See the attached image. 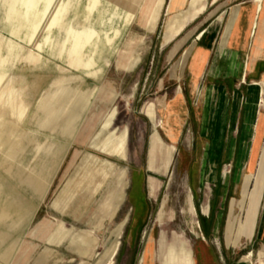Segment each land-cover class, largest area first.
Segmentation results:
<instances>
[{"label": "crops", "instance_id": "0c3cea01", "mask_svg": "<svg viewBox=\"0 0 264 264\" xmlns=\"http://www.w3.org/2000/svg\"><path fill=\"white\" fill-rule=\"evenodd\" d=\"M84 2V9L73 10L78 0H66L59 26L54 29V34H57L48 47V53L63 62L66 71L79 75H68L60 70L61 74L36 102V112L30 123L41 131L65 139L64 144H55L49 141L53 138L49 135L43 144L33 142L36 157L42 153L34 166L40 178L51 176L69 147L74 142L81 143L78 139L79 127L94 101L109 107L100 116L98 128L91 136L88 147L101 155L108 147L113 156L121 157L119 137L122 133L119 134L120 128L115 124L117 110L114 105L118 96L103 86L88 83L86 79L99 80L103 72L100 63L108 51L117 57V68L132 70L139 63V58L124 56L116 47V42L137 16L145 28L153 32L162 11H165L166 0ZM183 2L180 0L178 9L168 8L176 15L167 20H183L182 29L176 34L171 33L166 30L165 24L162 42L163 46L172 43L191 27L180 50L174 80L177 89L162 102L161 119L157 117L154 104H146L141 109L152 124L146 154V169L152 176H149L147 191L145 189L143 195L138 188L137 202L142 206L145 201L157 198L161 189L158 177L168 176L176 153L174 146L179 144L185 126L189 125L195 130L194 145L201 146L197 167L190 174L192 194L185 202L189 224H194L192 213L197 194H200L202 156L207 147L213 146L215 148L210 150L206 159L209 164L207 177L211 178L215 173L214 182L219 179L218 164L223 161L234 166L232 175L227 178V181L233 179L234 182L223 192L225 198L215 219L213 234L219 235L226 214L229 234L233 237L239 234L240 243L244 238L253 241L256 236L255 241L264 246V0H191L189 8L182 11ZM176 49L177 45L170 56ZM33 51H38L36 45ZM80 55L85 57L81 61L78 59ZM31 57L25 61L29 64L33 61L36 65ZM125 58L128 59L127 64H123ZM105 63L108 65L109 61L105 60ZM29 89L32 88L29 86ZM32 95L30 90L25 94L6 90L0 95V169L9 175L17 188L12 193L13 197H9L0 175V260L3 262L19 244V235L14 240V234L31 216L30 206L20 193L22 184L33 192L40 189L35 177L21 180L18 178L19 171H13L15 168L11 166L14 161L23 163L25 144H30V141L25 143L27 132L18 131V127L31 105ZM195 100L196 105L193 104ZM91 122L92 119L89 120ZM104 163L105 160L99 166L103 168ZM196 175L198 187L195 191ZM51 180L52 177L46 180L47 187ZM115 182L118 193L111 192L115 196L112 213L122 204L125 196V185L123 187L121 179ZM168 203L169 193L163 194L154 220L160 229L159 237L155 242L152 239L147 241L138 264H187L188 259L195 264L189 242L178 234H165L163 230L165 221L172 216ZM140 205L136 206L137 211H140ZM120 226L121 223L117 224V227ZM116 234L117 230L115 238ZM117 245L115 243L106 254L107 264L116 255ZM223 261L222 255L218 263L224 264Z\"/></svg>", "mask_w": 264, "mask_h": 264}, {"label": "rangeland", "instance_id": "374dc122", "mask_svg": "<svg viewBox=\"0 0 264 264\" xmlns=\"http://www.w3.org/2000/svg\"><path fill=\"white\" fill-rule=\"evenodd\" d=\"M84 1L78 0L77 8L75 6L73 10L84 9ZM190 1L184 0L182 11L189 8ZM169 4L170 0H166L165 11H162L153 32L148 31L137 16L117 40L116 47L124 56L139 58V63L132 70L117 68V57L108 51L100 63L103 72L99 80L94 82L86 79L96 87L103 86L117 94L114 103L117 110L115 124L120 128L119 134L126 132L124 155L120 158L113 156V151L108 147L101 155L88 147L91 136L98 128L100 116L109 107L94 101L79 127L78 139L81 143L74 142L59 167L55 171L53 169L52 175L45 179L40 178L34 170L42 153L36 157L33 142L43 144L50 134L39 130L30 121L36 112V102L61 74L60 70L68 75H79L71 70L66 71V65L48 53L51 39L57 34H54V29L59 26L66 0L0 1V95L6 90L23 94L30 90V94H33L31 105L18 127V131L27 132L25 143L30 141V144L24 143L23 163L14 161L11 166L15 168L13 171H19L18 178L24 180L35 177L40 187L39 191L33 192L26 184H22L20 193L30 206L31 216L22 222L13 236L15 240L19 235L18 246L13 248L4 262L0 260V264H107L106 254L115 243H118L116 255L110 264H138L147 241L152 239L155 242L159 237L160 229L154 220L161 197L167 193L168 210L172 216L165 221L163 230L165 234H178L189 242L195 264H221L218 262L222 255L224 264H264V246L255 241L256 236L253 241L244 238L240 243L239 234L234 237L229 234L226 214L219 235L213 234L215 219L225 198L223 192L234 182L233 179L227 181L234 166L224 161L218 164L219 179L214 182L215 173L211 178L207 177L209 164L206 159L210 150L215 148L213 146L207 147L202 156L199 187L198 175L195 178V191L198 187L200 194H197L193 208L194 224H189L185 215V202L192 194L190 174L197 167L201 154V146L194 145L195 130L189 125L185 126L179 144L174 146L176 153L168 176L158 177L161 189L157 198L145 201L142 206L137 202L139 183L143 195V191H147L149 176H152L146 170L152 124L141 113V109L152 103L157 117L161 119L162 102L177 89L174 80L181 57L180 50L191 28L172 43L162 45L165 24L176 15L175 11L168 10ZM35 45L38 49L36 52L33 51ZM176 45L175 53L170 56ZM30 56L36 65L33 61L30 64L25 61ZM84 58L81 55L78 57L80 61ZM127 58L123 64H127ZM105 60L109 61L108 65ZM194 102L196 105V100ZM158 131L162 135L161 130ZM52 137L49 141L55 144L65 142L64 138ZM104 160V167L101 168L99 163ZM213 166L215 172V162ZM0 175L4 180V191L13 197L16 184L1 169ZM51 177L47 187L46 180ZM118 178L123 187L125 185V196L122 204L112 213L115 196L111 192L114 190V194L118 193L115 182ZM138 205L140 211H137ZM200 212L208 215L203 216ZM119 223L121 226L117 227Z\"/></svg>", "mask_w": 264, "mask_h": 264}, {"label": "bare ground", "instance_id": "6f19581e", "mask_svg": "<svg viewBox=\"0 0 264 264\" xmlns=\"http://www.w3.org/2000/svg\"><path fill=\"white\" fill-rule=\"evenodd\" d=\"M180 0H171V4H170V7H169V10H173L175 8H177L178 4H179ZM146 5V4H145ZM262 5V4H261ZM90 7V6H89ZM178 9V8H177ZM121 16V15H120ZM90 17V16H89ZM113 23V22H112ZM116 24V23H115ZM88 25V24H87ZM183 27V20H180L178 18H175V19H170L168 22H167V25H166V30L168 32H171V33H178ZM85 28V27H84ZM211 93V92H210ZM264 94V93H263ZM210 100V99H209ZM13 101V99H12ZM209 103V102H208ZM11 104V103H10ZM209 116V115H208ZM126 132L121 134L120 137H119V144L121 145V152H120V156H123L125 151H126V147H125V143H126ZM153 168H154V165H153ZM116 250V249H115ZM114 250V251H115ZM187 264H193L189 259L187 261Z\"/></svg>", "mask_w": 264, "mask_h": 264}, {"label": "flooded vegetation", "instance_id": "af4514ba", "mask_svg": "<svg viewBox=\"0 0 264 264\" xmlns=\"http://www.w3.org/2000/svg\"><path fill=\"white\" fill-rule=\"evenodd\" d=\"M138 187L141 188V183H139Z\"/></svg>", "mask_w": 264, "mask_h": 264}, {"label": "water", "instance_id": "95a60500", "mask_svg": "<svg viewBox=\"0 0 264 264\" xmlns=\"http://www.w3.org/2000/svg\"><path fill=\"white\" fill-rule=\"evenodd\" d=\"M147 170V169H146Z\"/></svg>", "mask_w": 264, "mask_h": 264}]
</instances>
